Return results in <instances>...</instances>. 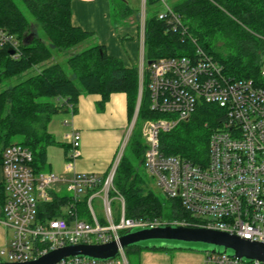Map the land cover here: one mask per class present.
Returning a JSON list of instances; mask_svg holds the SVG:
<instances>
[{
	"label": "built area",
	"instance_id": "2783aa9c",
	"mask_svg": "<svg viewBox=\"0 0 264 264\" xmlns=\"http://www.w3.org/2000/svg\"><path fill=\"white\" fill-rule=\"evenodd\" d=\"M141 1V50H144L146 0ZM158 18L173 28L180 17L166 0H157ZM11 47L19 55V41L0 27V49ZM145 72L138 68V96L135 120L145 89L149 110L160 114L146 117L140 132L145 144L143 165L156 185L170 199L179 202L184 215L171 221L164 218L127 217L124 202L113 184L122 148L104 175L75 169L81 155L80 134L70 130L65 139L68 152L61 172L38 171L32 167L31 150L12 143L2 151L3 219L10 238L0 249L5 261L34 260L50 250L76 243H106L134 227L176 224L213 228L244 239L264 243V69L257 79L236 77L200 46L190 55L153 59ZM200 104L216 106L218 124L211 128L206 161L194 162L179 154L167 153L161 134L186 120ZM69 114L73 104L65 105ZM135 120L129 129H133ZM68 124L67 120H64ZM64 187L70 194L56 216L40 212ZM93 190L84 204L90 220L80 216L76 204L80 194ZM111 192L120 201L116 221ZM87 195V194H86ZM102 200L104 217L100 220L92 207L93 197ZM2 261V260H0ZM206 264H264L245 261L222 253L206 252ZM53 264H128L123 248L116 256L95 260L66 256Z\"/></svg>",
	"mask_w": 264,
	"mask_h": 264
},
{
	"label": "trees",
	"instance_id": "16d2710c",
	"mask_svg": "<svg viewBox=\"0 0 264 264\" xmlns=\"http://www.w3.org/2000/svg\"><path fill=\"white\" fill-rule=\"evenodd\" d=\"M72 1L0 0V27L19 41L17 57H12L6 47L0 49V82L30 72L0 91V164L3 149L19 143L31 150L34 171L44 170L47 147L58 145L64 150L66 147L49 131L48 123L54 114L67 112L66 103L73 104L74 114L81 93L99 94L98 104L103 106L111 93L122 92L126 96L128 115L132 116L138 96L137 65H124L101 44L67 56L64 65L52 60L55 50L79 44L91 33L72 24ZM146 3L156 5L157 0H146ZM171 7L180 17V26L175 29L158 18V10L145 16L147 60L190 55L200 46L233 76L257 79L264 55V0H178ZM39 28L44 38L38 34ZM30 33L32 41L23 44L22 39ZM215 110L213 104H200L188 119L162 133L161 143L166 152L194 162L206 161L209 134L218 124ZM159 115L149 110L144 89L137 119L142 121ZM132 132L127 144H131L133 159L142 163L145 144ZM113 184L124 197L125 216L161 218V202L151 189L144 188L125 154L117 165ZM68 198L66 194L54 195L41 207V214L58 215V207ZM0 200L3 201L1 182ZM85 200L76 204L82 216ZM172 201L174 216L184 215L179 202ZM141 249L145 248L137 246L134 251Z\"/></svg>",
	"mask_w": 264,
	"mask_h": 264
},
{
	"label": "crops",
	"instance_id": "0c3cea01",
	"mask_svg": "<svg viewBox=\"0 0 264 264\" xmlns=\"http://www.w3.org/2000/svg\"><path fill=\"white\" fill-rule=\"evenodd\" d=\"M105 4L106 0H73L71 3V21L73 25L89 32L93 30V24L97 23L96 28L98 29L99 26H103L105 31L100 33L101 39L98 44L104 45L106 49L103 38L110 40L109 43L111 44L115 42L113 45L117 46L116 41L119 34H116L104 22L105 16L101 13V7ZM120 32L124 38L130 33L133 34L141 46V23L139 20L134 21L132 26L123 27ZM124 65L130 66L129 64ZM99 100V94L81 93L77 99L74 114L63 112L67 117L62 120L61 124L55 123L51 118L48 123L49 131L55 138V134H58L56 139L64 143L66 147L65 150L58 145L47 147L46 162H48L50 171H62L69 148L65 135L74 129L80 134L81 149V155L75 160V169L82 172H96L100 175L107 172L123 141L125 132L128 133L131 118L128 115L124 93H111L108 101L103 106L98 104ZM64 120H67L68 124H65ZM1 181L2 168L0 164ZM1 219H3L2 200H0ZM9 238L10 231L0 221V249L6 245ZM136 253L139 260L138 264H206V253L199 251L141 249Z\"/></svg>",
	"mask_w": 264,
	"mask_h": 264
},
{
	"label": "rangeland",
	"instance_id": "374dc122",
	"mask_svg": "<svg viewBox=\"0 0 264 264\" xmlns=\"http://www.w3.org/2000/svg\"><path fill=\"white\" fill-rule=\"evenodd\" d=\"M178 0H166V2L171 6L174 2ZM160 9V6L156 3V5L150 6L148 3H146V10H145V16L157 11ZM26 15L29 16L28 12L24 10ZM141 12H142V7H141V1L140 0H106V4L101 7V13L104 14V22L107 24V26H110L113 31L116 34H119L117 37L116 45L114 46L113 44L109 43L110 40L103 38L104 43L106 45V50L108 53L111 55H114L115 57L119 58L123 64H135L139 68V64L142 62L143 58V68L144 71L146 72L148 67L146 65V57L144 55V50H141L140 42H137L136 39L134 38L133 34H129L127 37L124 38L120 33L121 29L123 27H128L132 26L134 21H140L141 18ZM97 24V23H96ZM93 24L91 30V33L88 38L80 42L79 44H76L70 48L63 49V50H55L54 55L52 60L57 61L61 64H65V59L67 56L81 51L83 49H86L92 45L98 44L101 36L100 33L105 31V28L103 26H99V29L96 28L97 25ZM38 34L44 38V35L39 28ZM133 42V46H132ZM262 68L264 69V55L262 56ZM30 72L23 73L20 76H15L10 79H5L2 82H0V91L6 88L9 85H12L22 79V77H25L28 75ZM137 102V101H136ZM135 111H136V104L134 106V110L132 113L131 118V123L129 126V129L131 128V124L133 123V120H135ZM67 116L63 112H58L53 115L52 120H54L55 123H62V120L66 118ZM137 119V118H136ZM144 120V119H143ZM142 120V121H143ZM141 119L138 118L137 121L135 120V124L133 129H131V132L134 133V135L138 134L140 138H142V134L140 132V126H141ZM135 131V132H134ZM127 132H125L126 134ZM123 137V141L126 140L127 137H130V131L128 130V133ZM56 138H58V134H55ZM126 136V137H125ZM125 139V140H124ZM128 139L125 142V146L122 148V143L120 144L119 149L122 148V155L125 154V156L132 162V166L136 169L138 172L139 178L141 179L142 185L146 190L151 189L153 193L156 195V197L159 199V201L162 204V211H161V218H164L167 221L173 220L176 216H174V205L172 199L168 198L164 192L156 185L154 178L149 175L148 171L145 169L142 163H139L138 160L135 158L133 159L132 152L131 150V144H127ZM118 149V151H119ZM48 162H46V166L44 170L42 171H48ZM115 187V186H114ZM116 189V188H115ZM117 190V189H116ZM145 190V191H146ZM118 191V190H117ZM93 190L89 191L88 193H82L80 194V200H85L86 194L88 196H91L93 194ZM119 193V191H118ZM68 195L70 194L64 187H62V191L58 193V195ZM121 195V193H119ZM115 193L111 192L110 197L113 199L112 201V207H113V212H114V219L117 221L119 216H120V201L115 200ZM122 196V195H121ZM123 202L124 197L122 196ZM92 207L96 213V216L102 220L104 217V212H103V206H102V200L100 197H93L92 199ZM84 208V206H82ZM85 209V208H84ZM81 216V214H80ZM88 220H90V216L86 210H84V215L82 216ZM172 245H177V246H195L200 249H204L205 245L202 243H181V242H176V241H169ZM161 244L164 245L167 242L166 241H153L152 244ZM135 247H128L126 249V259L128 264H138V255L136 251H134ZM164 250V249H161ZM170 250V249H168ZM173 250V249H171ZM206 253L205 251H199ZM0 260L5 261L6 257L5 256H0Z\"/></svg>",
	"mask_w": 264,
	"mask_h": 264
},
{
	"label": "water",
	"instance_id": "95a60500",
	"mask_svg": "<svg viewBox=\"0 0 264 264\" xmlns=\"http://www.w3.org/2000/svg\"><path fill=\"white\" fill-rule=\"evenodd\" d=\"M32 39L33 34L30 33L22 39V43L28 44ZM7 52L13 54L14 49L7 47ZM152 61V59L147 60L146 65L149 66ZM153 241H166L167 243L164 245L159 243L152 244ZM169 241L202 243L205 245V248L200 249L195 246H177L168 244L170 243ZM137 246L145 249H183L222 253L238 257L245 261L257 259L264 262V243L262 242L251 241L238 235L213 228L163 224L154 227H134L122 233L117 241L112 240L98 244H70L50 250L34 260L24 262L0 261V264H53L62 257L70 255L95 260H105L116 256L120 247L125 249Z\"/></svg>",
	"mask_w": 264,
	"mask_h": 264
}]
</instances>
